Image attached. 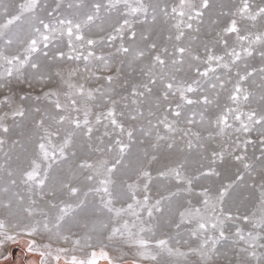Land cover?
Masks as SVG:
<instances>
[{
  "label": "snow or ice",
  "instance_id": "obj_1",
  "mask_svg": "<svg viewBox=\"0 0 264 264\" xmlns=\"http://www.w3.org/2000/svg\"><path fill=\"white\" fill-rule=\"evenodd\" d=\"M0 264H264V0H0Z\"/></svg>",
  "mask_w": 264,
  "mask_h": 264
},
{
  "label": "rangeland",
  "instance_id": "obj_2",
  "mask_svg": "<svg viewBox=\"0 0 264 264\" xmlns=\"http://www.w3.org/2000/svg\"><path fill=\"white\" fill-rule=\"evenodd\" d=\"M16 251L18 252L19 250L17 249Z\"/></svg>",
  "mask_w": 264,
  "mask_h": 264
}]
</instances>
